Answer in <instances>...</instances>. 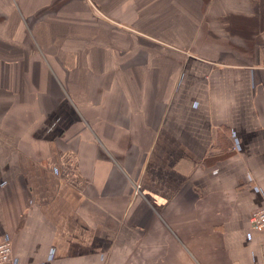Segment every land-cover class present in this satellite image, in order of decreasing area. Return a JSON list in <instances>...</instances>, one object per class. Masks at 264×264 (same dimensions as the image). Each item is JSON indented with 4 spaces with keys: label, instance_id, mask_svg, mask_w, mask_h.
Segmentation results:
<instances>
[{
    "label": "crops",
    "instance_id": "obj_1",
    "mask_svg": "<svg viewBox=\"0 0 264 264\" xmlns=\"http://www.w3.org/2000/svg\"><path fill=\"white\" fill-rule=\"evenodd\" d=\"M264 0H0V241L13 264H264Z\"/></svg>",
    "mask_w": 264,
    "mask_h": 264
},
{
    "label": "built area",
    "instance_id": "obj_2",
    "mask_svg": "<svg viewBox=\"0 0 264 264\" xmlns=\"http://www.w3.org/2000/svg\"><path fill=\"white\" fill-rule=\"evenodd\" d=\"M249 220L254 229L264 231V207L252 213ZM0 264H13L12 246L8 239L0 241Z\"/></svg>",
    "mask_w": 264,
    "mask_h": 264
}]
</instances>
